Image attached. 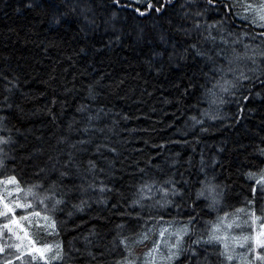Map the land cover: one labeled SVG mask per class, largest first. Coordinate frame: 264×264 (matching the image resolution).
Wrapping results in <instances>:
<instances>
[{"label": "trees", "instance_id": "obj_1", "mask_svg": "<svg viewBox=\"0 0 264 264\" xmlns=\"http://www.w3.org/2000/svg\"><path fill=\"white\" fill-rule=\"evenodd\" d=\"M222 2L234 5L233 11L218 6L208 13L209 22L227 15L226 27L240 35L243 43L264 47L258 35L264 27L250 23L254 14L251 9L245 11L247 5L260 1ZM29 3L33 6L28 7ZM184 3L174 0L166 13L141 17L112 0H0V116L7 117L3 122L7 131H0V136L11 135L15 141L5 146L10 158L0 168V197L13 207V213L0 216V230L5 233L0 243H19L24 248L22 258L13 264H115L122 254L112 243L120 224L126 235L150 229L148 240L131 245L133 257L144 264L153 242L159 241L165 252L164 241L174 242L170 233L186 224L190 214L197 218L198 236L206 240L215 229L221 238L200 246L201 259L207 255L210 264H264L255 259L256 252L264 254V248L256 245L259 236L264 237L259 234L264 228V181L257 183L264 170V85L250 87L247 101L238 93L234 98L225 94L228 103H210L200 87H212L203 75L207 64L194 55L179 59L189 42L175 30L185 24ZM81 8L91 10L81 12ZM236 47L243 51L241 44ZM174 50L177 56L170 62L168 54ZM3 77L16 85L10 93L5 91L8 82ZM213 115L219 118L211 119ZM89 116L98 118L90 124ZM193 117L202 123H195ZM88 139L91 143L78 145L86 151L76 156L105 168V173L97 175L113 189L104 194L107 203H97L100 194L90 191L83 197L90 207L79 212L72 205L79 203L80 194L74 193L63 211L56 213L55 230L38 228L48 213L27 195V188L46 183L40 169H50L55 159L62 161L74 151L72 144ZM96 144L116 151L102 149L96 154ZM12 176L23 191L17 192L16 185L7 182ZM170 177L180 184L187 180L186 191L192 199L186 195L178 201L179 208H160L155 201L162 194L156 188ZM206 179L218 185L221 193L214 208L206 198L211 193L196 199ZM153 181L156 188L147 193L152 199L143 201L146 207L130 206L139 186ZM73 182L81 181L74 178ZM0 211H6L3 204ZM137 213L156 219L145 226ZM9 216L15 221L9 227L22 239L3 227ZM161 229H168L163 239ZM29 240L35 248L52 245V250L42 258L28 247ZM184 241L187 247V236ZM225 243L231 261L220 255ZM56 245L61 246L62 258L53 260ZM6 258H11L7 250L0 254V264ZM157 264H162L158 255ZM175 264H186L185 258Z\"/></svg>", "mask_w": 264, "mask_h": 264}, {"label": "snow or ice", "instance_id": "obj_2", "mask_svg": "<svg viewBox=\"0 0 264 264\" xmlns=\"http://www.w3.org/2000/svg\"><path fill=\"white\" fill-rule=\"evenodd\" d=\"M112 2L120 8H131L138 16L145 17L149 15H157L166 13L167 10L172 7L174 0H131L130 3H121V0H112ZM28 7L33 5L29 3ZM222 7L227 12L231 13L233 11L234 5L223 3L222 0H185V3L181 5L183 8L182 20L185 24L177 26L175 29L183 37L189 41L186 46L183 47V51L179 53L180 60H186L189 55H194L199 57L204 61L208 66V72L203 73L207 77L208 81L212 84L211 88H208L206 85H200V87L205 89V94L210 98L211 104H225L229 101L224 99V95L227 94L230 97H236L239 93L241 98L244 101L249 99L251 92L249 91L250 87L255 86L257 83L264 85V47L261 45H256L253 47L251 44L243 43L240 35L230 31L226 27L227 15L221 18L218 21L209 22L208 13L210 11H216L217 8ZM252 9L255 12V18L250 21L252 24H257V21L264 22V0L257 7L254 5H247L245 11ZM72 12L76 11V7L72 6L70 8ZM90 8H81V12L90 11ZM245 20H248L247 16L243 17ZM59 23V19L56 21ZM260 27H264V23H259ZM244 35H247L245 33ZM259 37L261 38L262 44H264V32H260ZM253 39L255 37H252ZM161 40H164V37L161 36ZM241 44L243 51L237 49L236 45ZM175 49V46H173ZM177 56V52L168 54V59L170 62H174ZM178 66V65H177ZM8 83L5 85V91L11 92L12 88L15 87L13 81H8L7 77H3ZM8 85H11L9 87ZM195 85L189 84V87H194ZM187 91V90H185ZM245 91H248V94H244ZM258 96L259 93H256ZM5 101L9 99L8 96L4 97ZM239 103V101H237ZM4 107H11L10 104H5ZM3 108H0L2 111ZM83 111V107L79 109ZM242 112L243 109L241 108ZM208 113H205L207 115ZM98 117L89 116L88 120L91 124L93 119ZM218 116H211V119H217ZM7 117L0 116V131H7L3 127L4 120ZM195 123H202V121L197 120L195 117L192 118ZM89 127H85L83 131L85 133L89 132ZM202 131H207V129H201ZM103 131V129H100ZM15 141L12 139L11 135L9 136H0V168L5 166V161L9 159L8 152L6 151L5 146L14 144ZM91 143V139L80 140L75 144L71 145V148L74 151L67 153V158L64 160L55 159L51 165L50 169H40V172L45 173L46 183H36L27 188V195L32 196L38 202L44 205V209L47 215L42 217L45 222L43 225H37L38 228H51L55 230L57 228V220L55 219L56 213L63 211L64 205L69 203V197L74 193H79V203L73 204L72 207L79 212H83L86 207H90L89 201L84 199V195L91 192H97L100 194L101 198L98 199L97 203H107L106 198H104L105 193H110L113 191L103 179L97 175V173H105V168L98 167V164L93 159H88L87 161H82L77 159L76 153L80 151H86V149L79 148L78 145H85ZM102 149H107L111 152H115L116 149L109 147L106 144H96L95 153L100 154ZM261 154H264V150H261ZM53 160L52 157L49 158ZM83 165H86L84 167ZM74 170V171H73ZM201 171H204L203 167ZM49 172L54 174V178L49 175ZM39 174V173H38ZM248 175L251 177L253 173L249 172ZM91 176L92 179H88ZM205 176L207 174L205 173ZM79 179L80 183H75L73 180ZM99 181V183H97ZM264 181V170H262V175L260 180L257 183ZM10 184L16 185V191H23L20 188L19 181L15 176H12L7 181ZM189 182L187 180L183 181V184H180L174 178H168L163 181L158 188H156V182L145 183L139 186L138 192L136 193V199L131 201L130 206H139L143 210L146 206L143 203L145 199H152L147 195L153 191V188H156L160 192L161 198L158 201H155L156 205L160 208H166L168 206L180 207L178 201H184L186 195L189 199H192L186 191V185ZM202 187L196 192V199L200 197H206V193H211V196H207V199H210L211 203L209 207L214 208L215 205L219 202L218 197L221 195L217 189L218 185L212 184L207 179L202 181ZM41 189L42 191H35ZM264 192V189H262ZM48 203H45V202ZM0 204H3V208L6 211H0V216H5L8 213H13V207H10L9 204L4 203L3 197H0ZM16 207H31L30 204H16ZM115 206V205H114ZM195 211V209H193ZM34 216L40 217L39 212H34ZM71 215V213H68ZM131 215V213H128ZM138 219H144L145 226L149 221L156 219L151 214L148 215L147 219L140 216V213H137ZM26 217H21L25 219ZM196 216L190 214L188 216V222L183 224L182 227L175 230V232L170 233V237L174 236V242L171 240L164 241L165 252H161V245L159 241H154L152 247L146 253V256L150 257L149 260H146L144 264H157V255L162 264H175V261L180 260L183 256L185 258L186 264H210L208 256L204 255L201 259L200 246H207L213 244L214 241H218L221 238L215 234V229L212 233L208 235V238L205 240L203 237H200L196 234L194 225L196 223ZM159 220H163V217H159ZM15 221L11 216H9V223L5 224L3 227L8 229V232H11L12 235L16 236L17 240L22 239L20 236L16 235L13 232L12 228L9 227L10 224ZM118 230L116 236L113 239L114 248L121 250L120 259L115 261V264H138V258L133 257V250L131 245L143 243L148 240L149 231L142 229L139 232H131L129 234H124L123 229L124 225L120 224L116 226ZM168 229H161L159 231V236L163 239L165 232ZM58 234V233H57ZM5 233L0 230V238H3ZM188 237L187 247H184V237ZM87 239V238H85ZM246 239V238H245ZM256 245L259 248H264V240H257ZM28 247L35 252H39L40 256L43 258L45 251H51L52 245H44L41 248L34 247V241L29 240ZM56 251L52 254L53 260H58L62 258V249L60 245H56ZM228 245L224 244L225 251L220 253L226 257L228 261L232 260L231 254L227 252ZM12 249H15L16 252H11ZM9 251L11 258H6L3 264H13V260H19L24 254V248L19 243H8L7 245L0 243V254ZM90 256L93 259H96V256L89 252ZM102 256L103 253H100ZM255 259L264 261V254L256 252ZM47 264V261H46Z\"/></svg>", "mask_w": 264, "mask_h": 264}, {"label": "rangeland", "instance_id": "obj_3", "mask_svg": "<svg viewBox=\"0 0 264 264\" xmlns=\"http://www.w3.org/2000/svg\"><path fill=\"white\" fill-rule=\"evenodd\" d=\"M259 1H260V2H256L255 5H254V4H252V5L258 7V6L261 4L262 0H259ZM251 11H252L251 13L254 14L252 17L255 18V12H254V10L251 9ZM257 23H260V21H257ZM259 234H260V235H264V228H263L262 231L259 232ZM259 239H260V240H264V237L259 236Z\"/></svg>", "mask_w": 264, "mask_h": 264}]
</instances>
